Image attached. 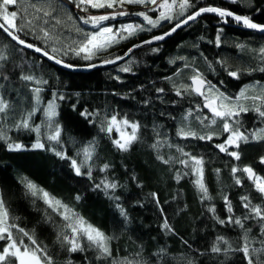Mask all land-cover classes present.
I'll return each mask as SVG.
<instances>
[{
  "label": "trees",
  "instance_id": "16d2710c",
  "mask_svg": "<svg viewBox=\"0 0 264 264\" xmlns=\"http://www.w3.org/2000/svg\"><path fill=\"white\" fill-rule=\"evenodd\" d=\"M78 2L19 0L9 11H17L18 17L24 14L31 24L24 26V21L18 18V26L23 30L12 31L66 63L86 67L125 54L133 45L169 32L200 7L228 9L264 24V0H238L237 3L192 0L195 7L184 15L177 12L176 18L156 27L141 24L145 30L113 43L97 52L91 61H85L72 53L64 56L63 51L77 47V42L88 33L81 28L87 13L107 9L77 7ZM30 4L52 15L45 16L44 11L29 15L25 9H33ZM109 9H128L126 15L116 18L120 23H140L142 16L138 13L143 12L131 6L117 5ZM221 29L217 47L215 40ZM44 31L50 35L44 37ZM262 47L264 32L242 27L232 18L225 23L217 14L204 13L166 40L140 47L118 64L74 71L56 66L20 46L0 29V56L4 57L0 59V97L8 104L0 113V136L5 137L0 139V196L10 222L27 231L52 257L54 264H67L69 260L72 264H125L126 261L132 264H246L244 254L239 251L245 237L250 254L264 261V254L253 251L264 247L262 223L250 208L243 207L245 201L241 199L247 197V203L264 210V196L247 174L232 172L234 167L242 170L250 166L257 176L264 177V163L260 161L264 157V140L251 139L253 131L264 126V117L251 107L238 118H229L234 128L250 137L249 142H240L238 149L226 145L228 152H239L240 159L236 160L216 147L225 143L229 135L222 130L223 121L217 117L213 124L212 118L203 115L210 112L204 96L182 87L191 85V77L198 71L202 78L231 98L249 84H259L260 94L264 86V71H260L264 68V58L259 52ZM53 48L57 49L55 53ZM123 67H129L130 71H121ZM233 70L240 71L239 78L228 75ZM27 75L35 79L21 78ZM36 88L41 89L39 102ZM50 101L56 105V115L51 118L46 115ZM260 107L264 109V105ZM85 111L91 115H81ZM113 115L139 125L138 139L127 151L114 144L119 139L115 130L110 133L101 130ZM22 119L28 120V128L18 127ZM57 129L58 140L49 139ZM180 129L195 132L197 136H181ZM206 135H212V139L199 138ZM37 141L44 147L33 148ZM8 143L22 144L24 148L10 150ZM90 144H94V151L85 164L83 150ZM190 156L203 158V183L210 199H201ZM71 160L81 166V175L76 174ZM165 160L169 163H164ZM180 160H189V165L181 164ZM105 164L107 169L103 168ZM89 170L91 177L87 175ZM237 178L240 184L236 183ZM26 181L110 237L111 256L97 259L98 253L87 248V241H84V252H68L57 236L62 231L71 233V229L64 227L70 221H65L39 195L32 196L25 187ZM105 181L117 187L109 189L107 194L103 187L96 188ZM121 208L126 215L121 214ZM213 208L214 212L210 210ZM229 216L241 219L243 227L228 223ZM165 218L171 230L164 228ZM219 220L226 223L220 224ZM12 232L14 238L20 237L17 229ZM219 237L223 241L218 242ZM23 239L31 244L27 237ZM5 244L6 241L0 240V249ZM213 246L221 247L222 251L213 253Z\"/></svg>",
  "mask_w": 264,
  "mask_h": 264
},
{
  "label": "snow or ice",
  "instance_id": "6c2138e0",
  "mask_svg": "<svg viewBox=\"0 0 264 264\" xmlns=\"http://www.w3.org/2000/svg\"><path fill=\"white\" fill-rule=\"evenodd\" d=\"M232 3H237L238 0H230ZM138 4V5H145L146 7L149 5H157L158 8L163 9L159 11V15L156 19L148 16L146 12L139 13L140 16L144 17V19L148 22V24L156 27L159 23L163 20L171 21L172 19L176 18L175 9L178 5L179 7V14L184 15V13L189 8H194L195 5L192 3V0H79L77 7L81 5H89L92 8L96 9H103V8H115L117 5L123 7L124 4ZM18 4V0H0V20L3 23H0V29H3L5 32H8L9 35L12 36L13 39L17 40L20 44L26 45L28 48H35V51L42 52L44 56L48 57L49 53L39 47L31 43H26L25 40L21 39L20 36L16 35L14 31H10V29L22 31L23 27L18 26L17 20L19 18L20 21H24V26H28L31 24V21L26 19L24 14H20L18 17V12L13 10L9 11L10 6H16ZM29 7H32L37 12L44 11L41 9H36L35 4H30ZM54 11V9H53ZM87 11V8H85ZM27 12V9H25ZM204 13H214L220 17L223 22L227 23L228 18H232L237 24H240L242 27L257 30L260 32H264V24L254 22L251 17L247 15H238L228 9L208 6V7H200L196 11L192 12L191 14L187 15L184 20L179 21L175 24V26L167 33H164L161 36H155L152 40L144 41L143 43L148 44L152 43L153 41L163 40L165 36L171 35L172 32H175L176 29L180 28L182 25L188 24L189 21L196 20L197 17L201 16ZM127 13L120 11V12H113L104 15L98 16H90L85 22L91 23L98 27V30L92 33L85 34V38L81 41L77 47H69L67 50L63 51V55L67 56L69 53H72L76 56L81 57L85 61H91L96 55L97 52L109 48L112 46L113 43H119L120 40L127 39L128 37L135 35L137 31L145 30L143 25H133L127 24L122 25L116 31L113 30V27L110 26H102L103 21H107L109 19H114L117 15H126ZM45 16H51L52 12L44 11ZM39 19V17H36ZM149 31L151 29H148ZM79 31V29H78ZM220 32L222 29L218 31L216 36L215 43L217 47L220 46L221 37ZM126 33V35H125ZM50 34L48 31H44V37H48ZM141 45H134V47H140ZM238 47L243 48L244 45H238ZM52 51L55 53L57 49L53 48ZM129 52L132 49L128 50ZM153 51H158V49H153ZM259 52L262 54V58H264V47L259 49ZM83 54V55H82ZM53 60H56L57 63L63 64L65 67L74 68L72 64H64L62 59H57L56 56L50 57ZM0 59H4L3 56H0ZM117 60L123 59V57H116ZM113 60H105L103 63H114ZM89 67H95V64H89ZM187 67V65H186ZM255 71V69H252ZM123 72L130 71L129 67H123L121 69ZM260 71H264V68H261ZM240 71L233 70L229 71L228 75L234 78H239ZM25 81H32L35 77L31 75L21 77ZM119 79V77H117ZM192 84L182 86L185 90L194 91L195 93L204 96L206 104L205 106L211 110L214 114V117H219L223 121L222 130L223 132L229 133L225 143L216 145L217 148L220 149L222 152H228V147H235L239 148L240 142L247 143L249 142L250 137L245 135L244 132L240 131L238 127L234 128L232 124H230L229 118H238L241 112H248L249 109L242 105H232L227 103L230 101V97L224 95V93L219 92L218 89L214 90L213 86L210 82L204 80L202 78V74L198 71L191 77ZM38 83L40 81H37ZM46 83V82H45ZM205 86H207V91L209 95L205 96ZM251 85H246L244 89L241 90L239 93V97L247 98L246 92ZM37 102H39V93L41 91L40 88H36L35 90ZM157 91L163 92V89H158ZM261 91L264 93V86H261ZM181 92L177 89V95H180ZM63 99V97H59ZM254 101H260L262 105H264V94L253 96L251 97ZM8 108V104L6 101L0 97V113H3ZM254 111L259 114L260 117H264V110L262 107L257 106L254 108ZM46 115L51 118L56 115V105L54 101H50L47 106ZM81 115L88 116L91 113L82 112ZM28 116H31V113H28ZM213 124L216 123V119L214 118L211 121ZM238 124V120H237ZM117 125L122 126L121 128L117 129L121 132V138L114 141V144L122 151H127L131 144L138 139L137 130L139 125L135 122H130L126 118L123 120H118L116 115L111 116V118L107 121L106 126H102L101 130L106 132H112L114 128H117ZM18 127L28 128V120L22 119L21 124ZM123 127H130L131 133H126L122 130ZM38 130V129H37ZM179 135L188 137V136H197L195 132L186 131L184 129H180L178 132ZM60 135L59 129L52 135L49 139L51 140H58ZM5 137L0 136V139H4ZM200 139H212V135H206L199 137ZM252 140H264V128L255 130L251 134ZM7 147L10 150H19L24 148V145L18 143H8ZM33 148H43L44 144L37 141L36 144L32 145ZM85 156V164L88 160L92 157V152L94 151V144H90L88 148L84 150ZM228 154L234 157L236 160L240 159V154L238 151H231ZM56 155L62 156L63 154L57 152ZM188 155V154H185ZM190 160L193 162L191 168L195 171L197 175V179L194 181L198 190L201 193V199L206 200L210 199L208 195V189L203 183V158H197L195 156H190ZM160 159H163L160 157ZM261 163H264V157L260 158ZM183 165H189V160H180L179 161ZM72 166L77 175H81V166L77 164L76 160H71ZM164 163H169V161L165 160ZM104 169L108 168V165L103 166ZM218 171V170H217ZM238 171H242L243 173L247 174L248 178L252 179L254 182V186L257 191L264 196V177L257 176L254 170L250 166L244 167L242 170L238 168H232V172L236 173ZM87 175L91 177V171L87 172ZM237 184H240L241 181L239 178L236 180ZM25 187L27 188L28 192L32 196H40L44 199L45 203L52 208L54 211L60 213L65 221H70V223H66L64 225L65 228L71 229L70 234H66L65 232H61L57 236V240L62 244V246L66 247L67 251L70 253L76 252H84L86 250L84 241H87V248L95 249L98 253L97 259L103 257L111 256V250L109 248V241L110 237L106 236L100 229L93 227L90 224H87L86 221L80 216L75 213H71L70 210L67 208L66 205H63L60 201L54 200L50 197L49 193L43 191L42 189H38L35 184L30 181L25 182ZM107 191L109 189H115L117 185L112 182L105 181L101 184H97L96 188H101ZM155 196V194H153ZM79 199V197H77ZM242 200L245 201L243 207L251 209V213L255 215V217H259L260 222L262 223L261 232L264 233V210L259 205L252 206L247 203V197H241ZM225 201L227 202V197H225ZM119 207V205H117ZM211 211H215V209H210ZM122 215H126L124 210L120 209ZM228 211L231 212V206L229 204ZM11 218L9 216V212L4 205L3 197L0 196V240L6 241L5 246L0 249V264H54L53 259L51 256L47 254L45 249L39 247L36 244L35 239L29 235L27 231L23 228H19L18 225L10 222ZM228 223H235L241 227H243V222L241 219H233L232 216L227 218ZM220 224L226 223L225 220H219ZM164 228L167 230H171V226L168 224L167 219L164 220ZM13 229H17L20 233V237L14 238L13 237ZM24 237H27L31 244H26L24 242ZM223 241V237L218 238V242ZM264 244V241H262ZM211 251L213 253H220L222 251L221 247L213 246ZM226 251V250H225ZM244 254L246 264H264V261L260 260L259 256H253L250 254V249L248 246L247 238L245 237V244L244 246L239 249ZM258 254H264V247L254 249ZM67 264H72V261H67ZM125 264H132L131 261H126Z\"/></svg>",
  "mask_w": 264,
  "mask_h": 264
},
{
  "label": "rangeland",
  "instance_id": "374dc122",
  "mask_svg": "<svg viewBox=\"0 0 264 264\" xmlns=\"http://www.w3.org/2000/svg\"><path fill=\"white\" fill-rule=\"evenodd\" d=\"M159 2H162V0H159ZM18 4H19V0H18ZM17 4V5H18ZM119 6V5H118ZM123 6H126V7H139L140 8V11H143V12H146L147 13V15L148 16H150V17H152L153 19H156L157 17H158V15H159V11H161V10H163V9H160V8H158V6L157 5H149V6H145V5H138V4H124ZM26 9L28 10V13H29V15H36L38 12L35 10V9H29L28 7H26ZM104 9H107V10H105V11H97L96 13H94V12H92V13H87V15H86V19H85V21L90 17V16H98V15H104V14H108V13H113V12H120V11H123V12H127V10L128 9H114V10H110L109 8H104ZM99 10V9H98ZM177 12H179V7H178V5H177V7H176V9H175V13H177ZM141 13V12H140ZM139 14V13H138ZM121 16H123V15H117V16H115V18L114 19H109V20H107V21H103L102 22V26H110V27H113V30L114 31H116L117 29H119L122 25H127V24H133V25H141V24H146L147 25V27L148 26H151V27H153L152 25H150V24H148V22L144 19V17H141V19H140V23L139 22H136V21H133V22H126V23H120L118 20L116 21V18H119V17H121ZM85 21H82L83 23H81V28H82V30H83V32H88V33H92V32H95V31H97L98 30V27L97 26H95V25H93V24H91V23H86ZM165 20H163V21H161L160 23H159V25H161L162 24V22H164ZM158 25V26H159ZM87 33V34H88ZM125 35H126V33H125ZM85 38V37H84ZM84 38L82 39V40H80L79 42H77V44H76V46H78V44L81 42V41H83L84 40ZM249 85H251V84H249ZM246 86V85H245ZM245 86L242 88V89H244L245 88ZM252 87H249L248 89H247V92H246V97L247 98H243V97H239V93L241 92V90L239 91V93L237 94V96L236 97H233V98H231L230 99V101H227V103H230V104H232V105H242V106H244V107H247V108H251V107H257V106H260V105H262L261 104V102L260 101H254V100H252L251 99V97H253V96H258V95H262V94H264V93H262V91L260 92V94H259V92L258 91H260V89H259V87H260V85L259 84H252L251 85ZM214 88V90H216V89H218L217 87H213ZM219 90V92H222L220 89H218ZM223 93V92H222ZM207 95H209V93H208V91H207V88L205 89V96H207ZM225 95V94H224ZM225 96H227V97H229L228 95H225ZM205 99V98H204ZM262 110H264V109H262ZM203 115L204 116H206V117H210V118H212V119H214V118H217V117H214V114L211 112V110H210V112H209V114H207V113H203ZM208 115H210V116H208ZM118 120H123L124 118H117ZM122 126H120V125H117V128H114L113 130H115L116 132H117V134H118V136H119V139L121 138V132H120V130H117V129H119V128H121ZM261 128H264V126L263 127H259V128H257V129H255V130H258V129H261ZM139 129V128H138ZM122 130L124 131V132H126V133H131V128L130 127H123L122 128ZM254 130V131H255ZM253 131V132H254ZM137 133H138V130H137Z\"/></svg>",
  "mask_w": 264,
  "mask_h": 264
},
{
  "label": "water",
  "instance_id": "95a60500",
  "mask_svg": "<svg viewBox=\"0 0 264 264\" xmlns=\"http://www.w3.org/2000/svg\"><path fill=\"white\" fill-rule=\"evenodd\" d=\"M184 20V19H183ZM192 21H189L188 22V24H190ZM0 23H3L1 20H0ZM188 24H186V25H182L180 28H178V29H176V31H178V30H180L181 28H183V27H185V26H187ZM3 30V29H2ZM4 31V30H3ZM10 31H12V29H10ZM175 31V32H176ZM5 32V31H4ZM175 32H172L171 33V35H173ZM10 38H12V36L11 35H9L8 34V32H5ZM16 34V33H15ZM17 35V34H16ZM163 35V34H162ZM171 35H168V36H165V38L163 39V40H157V41H153L152 43H148V44H145V43H143V42H140V43H137V44H135V45H141L140 47H143V46H146V45H151V44H155V43H157V42H161V41H164V40H166L168 37H170ZM159 36H161V35H159ZM13 39V38H12ZM17 44H19L20 46H22V47H24V48H26V49H28V50H30V51H33V52H35L36 54H38L39 56H41V57H43V58H45L46 60H48L50 63H52V64H54V65H56V66H59V67H62V68H64V69H69V70H74V71H88V70H90V69H93V68H97V67H106V66H112V65H115V64H118V63H120V62H122V61H124L125 59H127L136 49H138V48H140V47H134V45L130 48V49H132V51L131 52H129V51H127L125 54H122V55H119V56H116V57H123V59H120V60H117L116 59V57H113V58H109V59H106V60H113V61H115L114 63H103V61H105V60H102V61H99V62H97V63H95V67H89V66H86V67H76V66H74V68H68V67H65L63 64H60V63H57L56 62V60H53V59H51L50 57L51 56H53L52 54H50L49 53V56L48 57H46V56H44L43 55V53L42 52H37V51H35V48H28L26 45H22V44H20L17 40H15V39H13ZM149 40H152V38H150V39H148V40H145V41H149ZM26 43H28V42H26ZM36 47H38V46H36ZM40 48V47H39ZM57 58V57H56ZM57 59H59V58H57ZM64 64H69V63H66V62H64ZM204 79V78H203ZM204 80H206V79H204ZM207 81V80H206ZM191 82V84H192V81H190ZM206 87L207 86H205V89H206ZM205 89H204V91H205ZM195 93V92H194ZM197 96H201V95H199V94H197V93H195ZM207 108V107H206ZM253 169V168H252ZM254 170V169H253ZM254 172H255V170H254Z\"/></svg>",
  "mask_w": 264,
  "mask_h": 264
}]
</instances>
